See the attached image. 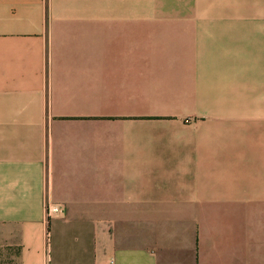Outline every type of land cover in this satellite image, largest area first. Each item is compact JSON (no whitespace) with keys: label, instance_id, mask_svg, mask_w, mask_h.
Listing matches in <instances>:
<instances>
[{"label":"crops","instance_id":"0c3cea01","mask_svg":"<svg viewBox=\"0 0 264 264\" xmlns=\"http://www.w3.org/2000/svg\"><path fill=\"white\" fill-rule=\"evenodd\" d=\"M111 262L264 264V0H0V264Z\"/></svg>","mask_w":264,"mask_h":264},{"label":"built area","instance_id":"2783aa9c","mask_svg":"<svg viewBox=\"0 0 264 264\" xmlns=\"http://www.w3.org/2000/svg\"><path fill=\"white\" fill-rule=\"evenodd\" d=\"M46 212H47V217L50 218L52 216H63L65 211L59 205L52 204L47 206ZM109 264H114V263L111 262Z\"/></svg>","mask_w":264,"mask_h":264}]
</instances>
